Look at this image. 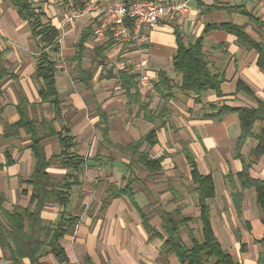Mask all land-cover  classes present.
I'll list each match as a JSON object with an SVG mask.
<instances>
[{
	"label": "crops",
	"instance_id": "obj_1",
	"mask_svg": "<svg viewBox=\"0 0 264 264\" xmlns=\"http://www.w3.org/2000/svg\"><path fill=\"white\" fill-rule=\"evenodd\" d=\"M31 1L44 13L45 21L60 31V50L51 58L58 63L56 87L62 110L56 117L50 104L41 103L40 84L35 78L41 46L17 10L7 0H0V193L6 198L5 208L26 207L31 196L28 180L35 167L31 137L21 129L5 138V127L20 121L18 105L21 98H26L31 119H55L57 131L70 126L77 143L76 153L89 162L82 185L76 188L68 208L70 214L78 217L77 226L61 240L68 264H181L165 248L162 214L181 211L183 216L192 218L182 228V237L188 246L199 240L192 227L200 215L199 199L186 151L194 156L202 175L213 177L216 196L208 204L213 231L223 249L238 264H264V223L256 191L244 192L239 203L226 179L229 174L236 177L248 166L253 178L264 180V157L252 155L257 145L254 139L247 140L241 156H237L241 135L238 114L214 117L224 108L250 109L258 108V100L264 103V71L258 66L255 51H247L226 31L209 28L221 24L244 26L255 42L264 45V0L192 1L188 17L161 21L150 32V42L145 46L148 64L144 68L140 66L141 54L136 44H117L108 33L97 34L102 20L85 15L61 28L63 4L83 9L98 0ZM121 1L127 5L136 0ZM241 7L253 19L243 15ZM88 28L93 33L78 59V45ZM177 32L186 46L203 38L210 69L225 76L222 95L214 90L197 95L178 88L182 76L173 67ZM124 59L129 65L121 67ZM122 71L139 77L138 94L135 89L128 94L122 88ZM160 73H165L175 86L168 99L156 90ZM89 75L92 78L87 85L85 79ZM143 76L146 85L141 84ZM241 80L257 99L237 91ZM263 129L264 120L256 122L255 132ZM152 130L157 131L158 144L152 148L144 145L140 152H147L153 160L162 158L163 169L155 173L139 165L138 156L120 149ZM44 149L47 158L58 155L60 141L57 137L48 138ZM48 172L58 177L66 174L57 166ZM129 185L133 201L127 193L118 195L129 191ZM136 206L144 211L158 235L145 229ZM60 211L56 206L48 207L41 217L54 223ZM8 256L0 248V264H11ZM42 264L60 263L49 255Z\"/></svg>",
	"mask_w": 264,
	"mask_h": 264
},
{
	"label": "trees",
	"instance_id": "obj_2",
	"mask_svg": "<svg viewBox=\"0 0 264 264\" xmlns=\"http://www.w3.org/2000/svg\"><path fill=\"white\" fill-rule=\"evenodd\" d=\"M18 12L19 17L25 21L32 32L33 37L41 46L42 54L38 58V66L35 78L40 84L39 96L41 103H48L56 117L61 115L62 101L56 87L58 74V63L52 60V54H58L60 31L50 21H45V15L38 10L31 0H7ZM78 1V0H77ZM131 4V3H130ZM130 4H127L129 6ZM238 10V8H235ZM240 12L253 17L242 7ZM210 29H219L235 36L247 51H255L258 58V66L264 71V45L255 42L246 32L244 26L235 24L213 25ZM91 28L83 31L79 46L78 59L84 52V44L91 37ZM177 52L173 57V67L176 73L182 76L181 85L178 87L183 92H193L201 95L209 90L221 93V85L225 76L214 73L209 67V56L204 52L203 38L195 44L186 46L182 36L176 33ZM112 42V41H111ZM3 74L0 73V81ZM90 75L85 83H91ZM122 88L129 94L131 89L139 93V77L129 75L127 72L120 73ZM174 85L172 80L165 74L160 73L159 83L156 90L163 98L168 99L173 94ZM237 91L251 98L257 99L252 89L242 80L238 82ZM135 94V95H136ZM258 108H224L214 115L220 118L221 115L236 113L239 116L241 135L237 140V156H241V149L249 139L257 141L252 155L256 158L264 157V129L255 132L256 122L264 120V103L258 100ZM29 103L26 98H21L18 105L20 121L15 125L5 127V138H11L16 132L23 129L31 137V150L35 158V167L31 174L28 185L31 188L29 204L26 207H17L13 210L5 208L6 198L0 193V248L5 254H9L8 261L11 264H42L43 259L49 255L60 264H68L69 259L61 240L71 235L78 223V217L69 213L68 208L73 201L77 187L82 185V179L89 164L88 160L76 153V141L71 135L70 126L57 131L54 127V120L51 122L31 119L27 113ZM57 137L60 141L61 152L51 158H47L44 141L48 138ZM158 144L157 131L152 130L139 141L121 150L132 152L138 156V163L149 172H159L163 169L162 158L153 160L148 157L147 152L141 153L144 145L149 148ZM186 156L191 169L192 181L196 186V194L199 199L200 215L198 220L202 226V239L194 240L188 246L182 237V228L187 226L192 218L185 217L181 211L162 214V229L167 236L165 248L168 252L177 256L181 264H238L232 255L223 249L222 244L215 236L211 211L208 200L216 196L215 183L212 175H202L197 167L194 156L186 151ZM57 166L66 170V174L58 177L48 172V169ZM250 169L245 166L242 172L236 177L233 174L227 175V182L236 191L235 199L240 203L243 193L255 190L257 194V205L262 212L264 223V180L256 179L250 175ZM132 185L128 186L129 191H120L118 195L127 193L134 200L131 194ZM241 190V192L238 191ZM28 194V192H26ZM109 202L107 201L106 204ZM238 203V204H239ZM56 206L61 209L58 220L54 223L45 222L41 215L48 208ZM136 210L142 217L145 229L153 235H158L149 223V218L144 211L136 206ZM264 243V239L261 241ZM88 262V261H87Z\"/></svg>",
	"mask_w": 264,
	"mask_h": 264
},
{
	"label": "built area",
	"instance_id": "obj_3",
	"mask_svg": "<svg viewBox=\"0 0 264 264\" xmlns=\"http://www.w3.org/2000/svg\"><path fill=\"white\" fill-rule=\"evenodd\" d=\"M194 0L157 1L136 0L129 6L121 0H99L85 5L79 9L73 4H63L61 11V28L77 22L85 15L93 19H102L98 35H111L117 44L134 43L139 47L142 68L148 64L145 46L150 42V32L164 20L177 16L188 17L190 15V3ZM61 39H59L60 43ZM129 65V61L122 60L121 67ZM145 76L141 78V84L146 85Z\"/></svg>",
	"mask_w": 264,
	"mask_h": 264
},
{
	"label": "rangeland",
	"instance_id": "obj_4",
	"mask_svg": "<svg viewBox=\"0 0 264 264\" xmlns=\"http://www.w3.org/2000/svg\"><path fill=\"white\" fill-rule=\"evenodd\" d=\"M99 1V0H98ZM157 1H166V0H157ZM97 2V1H95ZM93 3V2H91ZM90 4V3H89ZM99 20H102L101 18ZM232 21V19L230 18V22ZM195 220V219H194ZM192 227L195 229V232H196V236H198V239H202L201 236H202V228H201V223L200 221L198 220H195L192 224ZM187 240V239H186Z\"/></svg>",
	"mask_w": 264,
	"mask_h": 264
}]
</instances>
